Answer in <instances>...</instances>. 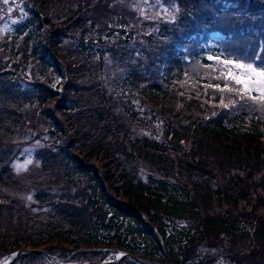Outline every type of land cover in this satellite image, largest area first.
Listing matches in <instances>:
<instances>
[{"label":"trees","instance_id":"trees-1","mask_svg":"<svg viewBox=\"0 0 264 264\" xmlns=\"http://www.w3.org/2000/svg\"><path fill=\"white\" fill-rule=\"evenodd\" d=\"M110 1L25 0L0 35V259L264 264V95L224 64L264 69V2L180 0L150 24ZM39 136L24 211L8 156Z\"/></svg>","mask_w":264,"mask_h":264},{"label":"rangeland","instance_id":"rangeland-1","mask_svg":"<svg viewBox=\"0 0 264 264\" xmlns=\"http://www.w3.org/2000/svg\"><path fill=\"white\" fill-rule=\"evenodd\" d=\"M23 1L25 0H9L7 4L3 3V0H0V35H10L11 31L13 29V25L17 24L21 19H24L26 17V10L25 6L23 5ZM110 1V0H108ZM114 4L116 5V8H125L128 11L134 12L136 15H138L139 20L146 21L147 23L152 22V20H159V21H172L173 18H175L178 15L179 9H178V2L180 0H113ZM254 3H258L264 0H252ZM111 2V1H110ZM40 24V22H39ZM43 30V29H42ZM136 57L143 56L142 49H140L139 46H136L135 48ZM234 63L231 64V70L235 75H242L243 70L238 69L235 67L236 63H245L244 61H233ZM37 62L34 60H30L28 63V78H32L35 76H39V70H42L39 68V66L36 64ZM47 75L50 76V79L53 80V86L54 90H60L61 86H58V82H60V79L57 77L55 78V75L49 71ZM40 78V77H39ZM250 81L255 78H249ZM249 88L251 90H255L259 92L260 94L263 93L264 95V84L256 85L254 83L249 84ZM147 134H151V130L146 131ZM41 136L38 137L37 140H34L33 137H26L23 141L19 143L18 146H16V155L15 156H8V165L11 168V170L17 175H21L20 177L24 180V184L27 188V191H25L22 188H18V195L15 194V199H17V208H20L21 210L26 211L25 206H20L19 198L24 199L26 196V205L29 210H32L33 212H38L41 210L38 202L33 199L32 192L36 189H45V185H38L36 182L30 178L25 177L24 174H41L40 171V157L37 155L38 150L40 149V146L44 147V140L46 137H43L42 140H40ZM48 173V172H47ZM45 180L50 179L49 174L44 177ZM34 186V188H32ZM178 222V220H176ZM205 249V247H204ZM203 250V249H202ZM213 250V249H212ZM212 250H207L209 252H212ZM123 252L115 253L114 255L109 254L106 258H102L103 261H107V259H117L118 257L122 256ZM7 257H3L0 259V263L3 262ZM124 258V257H122ZM120 258L119 261L122 259ZM128 258V257H126ZM128 259H131L130 257ZM133 260V259H131ZM118 261V262H119ZM134 261V260H133ZM135 262V261H134ZM136 263V262H135ZM64 264H80L78 262L75 263H64ZM118 264V263H116Z\"/></svg>","mask_w":264,"mask_h":264},{"label":"snow or ice","instance_id":"snow-or-ice-1","mask_svg":"<svg viewBox=\"0 0 264 264\" xmlns=\"http://www.w3.org/2000/svg\"><path fill=\"white\" fill-rule=\"evenodd\" d=\"M9 0H3L4 4H7ZM209 59H216L214 57H209ZM233 61L225 60L224 64H232ZM235 67L238 69L243 70V74L238 76L235 75L231 69H228V76L235 81L237 85H243V92H249L251 89L249 88V84L254 83L256 85L264 84V69H258L257 67H254L252 64H244V63H236ZM249 78H255L250 81ZM218 87V85H217ZM227 87V85H225ZM232 89H229L231 91ZM253 99H256V97H253Z\"/></svg>","mask_w":264,"mask_h":264},{"label":"water","instance_id":"water-1","mask_svg":"<svg viewBox=\"0 0 264 264\" xmlns=\"http://www.w3.org/2000/svg\"><path fill=\"white\" fill-rule=\"evenodd\" d=\"M21 253H36V254L40 255L41 257L43 256L49 263L57 264L56 262L52 261V259L50 258V256L48 255L47 252H45L43 249H39V248H31V249H24V250H20V251H15V252L11 253V255L7 258V260L5 262H3L2 264H10L13 260L16 259L17 255H19ZM122 257H128V258L130 257L131 259H133L138 264H145L144 262L139 261L137 258H135L130 253L129 254L123 253V255L118 257L117 259H107V261H103V262L97 263V264H116V263H118L119 259ZM86 264H90V263H86Z\"/></svg>","mask_w":264,"mask_h":264}]
</instances>
